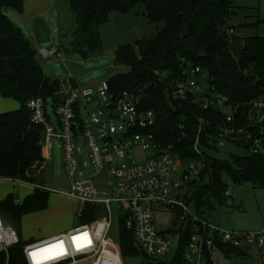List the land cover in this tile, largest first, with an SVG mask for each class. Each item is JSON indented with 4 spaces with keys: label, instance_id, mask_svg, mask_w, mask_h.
I'll list each match as a JSON object with an SVG mask.
<instances>
[{
    "label": "trees",
    "instance_id": "1",
    "mask_svg": "<svg viewBox=\"0 0 264 264\" xmlns=\"http://www.w3.org/2000/svg\"><path fill=\"white\" fill-rule=\"evenodd\" d=\"M23 3L0 0V96L19 103L18 109L0 113V178L33 185L32 193L22 201L12 194L0 200V216L10 223L48 207L50 192L35 182L45 164L40 143L42 128L30 122L26 103L36 97L58 101L62 84L54 76L45 75L31 41L6 15L8 10L23 13ZM69 6L72 26L61 34L60 39L68 44L63 46L61 42L60 48L82 59L101 50L99 28L112 13L125 15L142 7L148 23L156 27L152 38L118 46L114 62L128 70L110 76L107 84L114 93L146 86L145 105L157 113L153 132L158 141L172 145L182 163H203L200 179L192 183L187 199L199 213L210 206L211 199L221 203L227 198L226 178L264 190V158L260 155L231 154L225 160L211 155L217 149L207 143L209 133H213L214 124L223 122L224 113L215 108L202 110L197 104L172 97L184 67L191 63L208 75L209 84L227 97L229 107L237 108L235 127L248 123V103L264 95V35L241 38L236 34L237 27L244 26L232 23L236 7L231 0H69ZM199 118H204L206 127L200 135L201 153L193 149ZM181 123L185 124L183 137ZM253 133L257 134L256 128ZM98 210L95 205H85L82 221L94 220ZM118 245L122 257L140 256L141 264H184L181 250L170 261L149 262L134 246L123 218L119 219ZM20 249L18 245L15 251L19 253Z\"/></svg>",
    "mask_w": 264,
    "mask_h": 264
},
{
    "label": "built area",
    "instance_id": "2",
    "mask_svg": "<svg viewBox=\"0 0 264 264\" xmlns=\"http://www.w3.org/2000/svg\"><path fill=\"white\" fill-rule=\"evenodd\" d=\"M38 55L58 62L63 51L60 47H43ZM57 97L58 101L31 98L26 108L30 122L42 128L41 145L59 140L70 183L63 189L82 207L75 214V226L67 232L27 243L21 242L15 228L0 217V264H94L106 245L112 205L122 211L121 218L134 246L151 263L163 261L161 257L175 245L168 261L181 250L184 264H215L214 252L233 245L243 254L246 249H254L264 264V221L259 231H222L203 216L194 217L189 212L187 199L192 183L200 179L203 163H182L172 145L158 141L153 132L157 113L145 105L146 86L114 93L107 83L96 89L62 83ZM172 97L197 104L202 110L215 108L224 113L223 122L214 124L213 133H209L207 143L212 147L219 150L228 143L239 148L246 145V153L264 158V95L248 103V123L235 127L237 108L229 107L227 97L214 91L199 66L187 63ZM49 101L54 120L46 110ZM203 123L204 118H199L193 143L197 153H201L200 135L206 131ZM179 128L181 136H185V124ZM79 140L96 177L107 178L105 191L97 188L95 179L80 177ZM135 149L147 151V157L132 159ZM173 157L185 165L180 181L172 179ZM224 195L231 197V190L226 188ZM85 205L102 206L107 217L81 221ZM156 212L171 214L172 222L165 230L157 229ZM18 245L19 253L15 251Z\"/></svg>",
    "mask_w": 264,
    "mask_h": 264
},
{
    "label": "rangeland",
    "instance_id": "3",
    "mask_svg": "<svg viewBox=\"0 0 264 264\" xmlns=\"http://www.w3.org/2000/svg\"><path fill=\"white\" fill-rule=\"evenodd\" d=\"M24 11L20 16L15 15L12 10H8V16L12 22L18 25L25 36L31 41L32 46L39 54V49L50 48L52 46L61 47L68 44L67 40L60 39L62 33L70 30L72 26V15L69 6V0H23ZM232 3L241 11L239 17H235L232 23L244 26L237 27L238 36L247 37L249 35H264V26L250 28L257 20L242 22L246 17H251L253 11L264 20V0H232ZM237 11V10H236ZM141 7L135 8L128 14L112 13L107 23L99 28L102 48L101 50L87 59H82L76 54L63 53L62 59L58 62L52 58L43 59L37 55L41 64L53 63L54 77L60 83H72L80 89L91 87L96 89L102 83H107L110 76L116 73H123L128 70L125 65L114 62V53L119 45L133 43L139 39H150L156 33V27L148 23ZM255 14V13H254ZM245 29V30H243ZM1 97V96H0ZM2 100V98H0ZM7 103L0 110H16L19 103L12 99L5 100ZM1 104V103H0ZM51 102H48L47 113L51 120L55 119L51 108ZM15 108V109H12ZM80 177H95L97 188L105 191L104 182L107 178L100 179L96 177V171L90 167L87 151L82 142L78 141ZM43 157L45 158L44 167L40 175L36 178V184L43 185L50 191L47 209L43 211L31 212L22 215L19 219L10 224L17 231L21 242H31L35 240L49 238L61 233L67 232L75 226V214L82 207V204L68 195V191L56 184V179L61 172L63 162V149L59 140L42 145ZM246 152L233 144H226L217 151L211 152V155L220 159H228L231 154H245ZM145 150L135 149L131 154L132 159L139 160L147 157ZM174 158L172 168V179L181 180V170L185 165ZM205 183L208 182L206 178ZM227 188L231 190V197L225 198L223 202L215 199L210 200V206L204 207L202 213H199L192 201L188 202L187 208L192 216L198 217L200 214L211 222L216 228L222 231H259L264 221V190L255 187L249 182L235 184L232 180L225 179ZM31 183L23 181H12L6 178H0V200L12 194L17 201H22L24 197L32 193ZM96 211V219L101 220L106 216L102 213V206ZM122 211L111 206V225L106 235V245L102 255L94 264H141L142 258L122 257L119 253L118 245V227ZM1 217V216H0ZM3 221L5 220L1 217ZM82 221V219H81ZM8 222V221H7ZM172 222L170 213H155V224L157 229L165 230ZM175 249L167 255L161 257V260L168 261ZM215 264H262L256 257L254 249H246L245 254L225 255L222 250L214 252ZM144 262V261H143Z\"/></svg>",
    "mask_w": 264,
    "mask_h": 264
},
{
    "label": "water",
    "instance_id": "4",
    "mask_svg": "<svg viewBox=\"0 0 264 264\" xmlns=\"http://www.w3.org/2000/svg\"><path fill=\"white\" fill-rule=\"evenodd\" d=\"M42 68H43L46 76L53 77L55 75L53 63L43 64ZM56 184L61 188H69L70 187L69 178L67 176L66 169H65V166L63 164L61 165V172L56 179ZM223 253L227 256H229V255H237V256L243 255V251L240 250L239 248L233 246V245L227 246L223 250Z\"/></svg>",
    "mask_w": 264,
    "mask_h": 264
},
{
    "label": "crops",
    "instance_id": "5",
    "mask_svg": "<svg viewBox=\"0 0 264 264\" xmlns=\"http://www.w3.org/2000/svg\"><path fill=\"white\" fill-rule=\"evenodd\" d=\"M232 1V0H231ZM233 4V3H232ZM233 6L234 7H236V17H239L238 16V13H240L241 11L238 9V7L237 6H235L234 4H233ZM24 11V10H23ZM15 13V12H14ZM255 13V14H254ZM6 15L8 16V11H6ZM15 15H17V16H20V14H17V13H15ZM9 17V16H8ZM11 19V18H10ZM257 20V22L256 23H258L259 24V26H258V29H259V27L260 26H264V20H262V19H260V17L256 14V12H254L253 11V13H252V16L251 17H246L245 19H243V20H241L242 22H245V21H249L250 20V22H251V20ZM234 24V23H233ZM243 30H245V29H243ZM0 98H2V97H0ZM5 100H7V98H2V100H0V108L1 107H4L7 103H4V102H7V101H5ZM12 109H15V108H13L12 107ZM18 109V108H17ZM9 111V110H8ZM11 111V110H10ZM4 112H7V110H0V113H4ZM51 146V145H50ZM41 150H42V145H41ZM42 156H43V152H42ZM44 158V157H43ZM44 161H45V158H44ZM44 167V166H43ZM93 179H95V177H92ZM11 180V179H10ZM12 181H14V180H12ZM16 181V180H15ZM32 188H33V186H32ZM220 250V249H219ZM222 251L224 250V249H221Z\"/></svg>",
    "mask_w": 264,
    "mask_h": 264
}]
</instances>
